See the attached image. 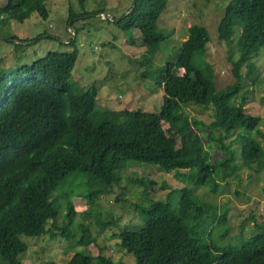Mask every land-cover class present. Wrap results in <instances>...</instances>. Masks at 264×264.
I'll return each mask as SVG.
<instances>
[{
	"label": "trees",
	"instance_id": "trees-1",
	"mask_svg": "<svg viewBox=\"0 0 264 264\" xmlns=\"http://www.w3.org/2000/svg\"><path fill=\"white\" fill-rule=\"evenodd\" d=\"M79 1L82 11L70 10V25L75 18L103 13L89 12L84 0ZM166 5L167 0H132V11L115 22L123 29L140 32L146 47L142 64L152 61L165 38L156 23ZM35 12L47 18L44 0H8L0 6V26L10 19L22 22ZM235 19L240 23L232 72L235 81L216 89L212 65L194 63L193 56L201 55L208 34L201 25H189L177 53L183 73L172 74L170 60L154 72L156 88L163 89L157 112L96 110V87L70 81L76 49L48 51L32 63L0 73V264H23L18 255L27 251L28 244L22 235L49 233L54 238L52 228L67 239L74 235L71 226L77 211L71 201L64 203L63 223L56 224L60 208L55 191L67 174L88 172L97 183L86 193L92 198L109 192L119 182L127 161L135 159L156 163L166 171L192 168L188 175L193 186L211 178L210 190L216 191L217 176L220 180L238 176L237 150L243 162L264 156V148L254 136L264 137L260 118L244 112V92L241 103H234L241 89V68L245 67V75L251 73L253 59L264 48V0H229L217 25L220 40L232 37ZM9 39L17 40L12 35L4 38ZM29 40L15 45L27 48L30 44L21 41ZM68 41L67 45H75L72 37ZM185 104H212L214 119L203 124L189 118ZM215 131L220 137L214 136ZM233 133L237 147H231L232 142L226 146L223 139ZM203 138L216 145L206 147ZM216 147L223 155L214 159L210 150ZM134 179L153 183L151 179ZM139 210L143 226L119 232L120 245L134 255L135 264H264V220L255 224L257 232L239 245L220 249L206 238L214 226L225 225V233H229L226 209L203 200L193 187L181 186L172 200L150 198ZM94 240L85 227L75 243L87 246ZM112 263L101 253L93 258L75 252L59 264Z\"/></svg>",
	"mask_w": 264,
	"mask_h": 264
},
{
	"label": "rangeland",
	"instance_id": "rangeland-1",
	"mask_svg": "<svg viewBox=\"0 0 264 264\" xmlns=\"http://www.w3.org/2000/svg\"><path fill=\"white\" fill-rule=\"evenodd\" d=\"M8 0H0V6ZM229 0H167V5L157 19V30L165 34L149 64H142L146 47L138 29H123L115 22L126 14L132 0H84L85 10L102 13L84 15L67 23L70 10L82 11L79 0H44L48 10L47 18L33 13L26 20L19 22L8 20L0 26V73L8 72L17 66L32 63L43 57L48 51L77 50V59L73 66L70 81L81 87L94 85L97 90L95 108L98 111L141 109L157 112L162 102L163 89L156 88L154 72L163 67L167 60L172 62L171 73L181 75L182 68L177 61L180 45L187 37V27L192 24L203 26L208 34V41L203 52L193 56L196 65L211 64L212 80L216 89L235 81L233 61L237 59V40L240 23L233 24V35L228 41L218 38L217 25ZM76 37H74V32ZM38 39H34L35 37ZM15 36L17 40H4L6 36ZM75 39L73 47L67 45L69 38ZM29 47L19 46L20 40ZM32 39H34L32 41ZM26 48V49H25ZM254 70L245 75L241 68V89L234 97V103L242 101L244 112L260 118V128L264 131V48L253 59ZM186 116L210 123L214 119L212 104H185ZM165 126V125H164ZM204 132L208 129L204 128ZM200 133V131H198ZM214 136L220 137L215 131ZM250 137H253L249 135ZM264 148V137L254 135ZM236 134L223 139V143L237 147ZM206 147L216 144L202 139ZM212 158L223 155L219 148L210 150ZM239 167L238 176L220 180L216 191H211L213 179L193 186L190 175L192 168H174L166 171L152 162L127 161L120 170V180L109 192L92 198L86 193L96 185L86 171H75L64 176L58 183L56 200L59 209L57 225L64 220V203L71 201L77 211L72 222L74 235L67 239L60 231L52 228L55 237L49 233L40 236L22 235L28 244L27 251L18 255L23 264H59L66 262L73 253L83 252L91 257L99 253L112 260V264H135V257L120 245L119 232L122 229H136L143 226L140 206L147 204L150 198L171 200L178 195L181 186L193 187L194 193L203 200L212 201L217 207L226 209L229 233L226 226H214L208 232L207 242L223 249L239 245L241 241L254 235L255 224L264 220V156L243 162L237 150ZM185 172V173H182ZM182 173V174H181ZM134 178L151 179L146 184ZM48 226H50L48 224ZM85 227L95 237L94 242L86 245L75 243ZM75 229V230H74ZM77 231V234H76ZM225 233V234H224ZM76 235V236H75Z\"/></svg>",
	"mask_w": 264,
	"mask_h": 264
},
{
	"label": "water",
	"instance_id": "water-1",
	"mask_svg": "<svg viewBox=\"0 0 264 264\" xmlns=\"http://www.w3.org/2000/svg\"><path fill=\"white\" fill-rule=\"evenodd\" d=\"M131 11H132V8H130V10L125 15L129 14ZM102 14H103L104 18L108 20L107 14H105V13H102ZM109 21L116 22L117 20H115V21L109 20Z\"/></svg>",
	"mask_w": 264,
	"mask_h": 264
}]
</instances>
